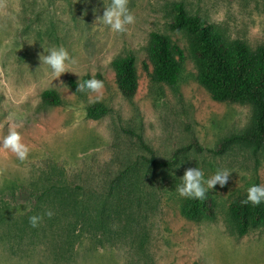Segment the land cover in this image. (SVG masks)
<instances>
[{
	"label": "rangeland",
	"instance_id": "rangeland-1",
	"mask_svg": "<svg viewBox=\"0 0 264 264\" xmlns=\"http://www.w3.org/2000/svg\"><path fill=\"white\" fill-rule=\"evenodd\" d=\"M110 3L0 0V140L15 128L31 149L20 161L0 148V264H264V226L238 236L228 214L248 187L264 185V142L222 146L254 128L258 110L253 102L212 99L197 80L187 38L170 30L182 3L226 37L256 48L264 44V0H128L136 19L121 33L97 21ZM152 32L186 51L174 87L150 86L143 64ZM52 47L74 59L55 80L39 58ZM128 54L140 75L133 99L121 94L112 69ZM98 75L99 93L69 88L70 79ZM48 89L60 93L61 106L42 102ZM97 95L110 112L92 120L87 107ZM151 157L173 164L155 165ZM195 167L206 179L218 169L231 172L223 187L207 191L213 216L199 221L182 214L189 198L176 191L184 171ZM53 184L77 192L90 208L85 227H73L75 218L63 213L71 202L62 188L40 197ZM49 211L58 217L49 219ZM34 215L42 218L37 227L29 222Z\"/></svg>",
	"mask_w": 264,
	"mask_h": 264
},
{
	"label": "trees",
	"instance_id": "trees-1",
	"mask_svg": "<svg viewBox=\"0 0 264 264\" xmlns=\"http://www.w3.org/2000/svg\"><path fill=\"white\" fill-rule=\"evenodd\" d=\"M174 10L170 30L182 33L187 38L189 54L197 68L199 84L215 101L227 104L253 102L258 110L257 125L247 133L226 138L222 146L234 139L264 142V44L252 48L243 40L230 39L201 16L190 13L182 3L175 4ZM146 50L147 60L143 68L148 75L150 86H176L185 68V49L170 36L152 32ZM112 69L121 94L125 98L133 99L138 92L140 79L136 56L128 54L115 58L112 61ZM88 79L92 78L85 76L81 82L70 79L69 88L81 94V91L76 90L77 84ZM97 80L104 82L101 75L97 76ZM42 102L47 106H61L63 99L57 90L48 89L42 93ZM109 112L110 109L100 102L87 107V117L92 120L101 119ZM148 161L160 166L173 164L159 161L155 157L149 158ZM121 176H125V173ZM117 180H120L119 177ZM58 186L60 185H51L40 197L56 196L62 188L61 194L67 193L69 197L66 200L71 202L63 213L70 212L75 218L73 227H85L90 208L84 204L77 192H68L67 188ZM246 196L247 192L233 200L228 208L231 225L238 236H244L252 229L264 226V202L259 205L244 203ZM214 205L213 196L206 192L202 199L186 200L181 210L187 219L199 221L204 217L213 216ZM103 212V207L98 210L97 218L100 224ZM57 217L58 215H52L49 219Z\"/></svg>",
	"mask_w": 264,
	"mask_h": 264
},
{
	"label": "clouds",
	"instance_id": "clouds-1",
	"mask_svg": "<svg viewBox=\"0 0 264 264\" xmlns=\"http://www.w3.org/2000/svg\"><path fill=\"white\" fill-rule=\"evenodd\" d=\"M135 16L129 11L128 0H111L109 6L104 7L102 17H98L102 25H107L111 30L117 33L125 32L127 25L135 23ZM45 52V50H44ZM46 54H40L41 64L49 67L50 75L54 78H59L63 73L68 72V66L74 63V59L69 55V52L64 47H52L49 48ZM52 80V82H53ZM103 88V82L95 78L85 80L81 84H77V91L88 90L91 93H99ZM101 99L100 95H97L95 101ZM0 148L8 149L16 158L20 161H24L29 157L31 149L23 142V134L17 131L15 128L9 130L8 134L0 140ZM231 172L227 169H218L207 179L205 178L202 169L188 168L184 171L181 179V183L176 187V191L181 197L191 199H202L205 197V193L214 188L217 184L223 187L229 180ZM247 196L244 203H252L253 205H259L264 202V185L253 184L247 188ZM52 212L46 213L51 217ZM42 218L40 216H31L29 222L32 227H37L39 221Z\"/></svg>",
	"mask_w": 264,
	"mask_h": 264
}]
</instances>
